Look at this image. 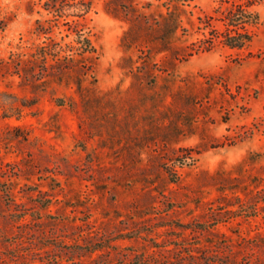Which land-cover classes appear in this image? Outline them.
Here are the masks:
<instances>
[{"label": "rangeland", "instance_id": "obj_1", "mask_svg": "<svg viewBox=\"0 0 264 264\" xmlns=\"http://www.w3.org/2000/svg\"><path fill=\"white\" fill-rule=\"evenodd\" d=\"M48 1L0 0V264H70L57 246L90 242L126 264H264V4L251 46L206 52L201 20L240 0H91L80 97L13 63L73 41Z\"/></svg>", "mask_w": 264, "mask_h": 264}, {"label": "trees", "instance_id": "obj_2", "mask_svg": "<svg viewBox=\"0 0 264 264\" xmlns=\"http://www.w3.org/2000/svg\"><path fill=\"white\" fill-rule=\"evenodd\" d=\"M259 4H264V0H240L233 9L221 14V18L217 20L208 18V21L201 20L205 27L202 29H211V37L205 36L203 40L199 41L197 43L198 49L209 52L216 42L231 50H241L251 46L255 36L253 29L260 25V15L253 10V7ZM92 5L91 0H49L45 4L46 10L54 14L56 23H59L61 19L64 20V26L71 33L64 38H69L73 34L74 39L70 43H64L63 38L62 41H57L49 37V43L38 47L28 60H24L20 54H15L13 63L19 67L17 75L21 73L22 79L27 83H39L41 85L50 84L56 79H65L69 82L68 84L76 85L77 93L82 97L85 92L83 84L89 74L93 72L98 59L96 57L97 50L82 24V20L92 10ZM170 15L172 16V14ZM215 22L221 23L225 28L222 33L218 32L217 29L214 30ZM37 25L36 33L39 36L49 35L53 28H45L40 21L37 22ZM178 27L179 24L176 20L172 29ZM173 32L174 30H172ZM57 103L59 106H64L66 102L64 99H58ZM169 177H171L172 183H176L178 172L172 170L169 172ZM56 240L58 239L56 238ZM102 243L90 242L86 246L74 244L70 250L60 246L57 248L61 250L63 260L70 262V264H77V261H81L85 257L92 259L95 256L98 257L97 260H104V264H111L113 261L116 264H126V262H119V256H121L119 253H116L115 257H112L111 252L105 253L104 251L114 250V248L107 247ZM186 255L179 258V264H200L199 260H202L192 251ZM122 258L124 261L125 256ZM204 263L205 261L202 264ZM139 264H151V261L146 258ZM205 264H215V262L209 259L208 263Z\"/></svg>", "mask_w": 264, "mask_h": 264}]
</instances>
